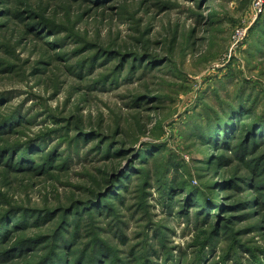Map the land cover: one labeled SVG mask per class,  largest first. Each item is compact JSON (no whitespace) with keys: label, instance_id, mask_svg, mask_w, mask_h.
Masks as SVG:
<instances>
[{"label":"rangeland","instance_id":"1","mask_svg":"<svg viewBox=\"0 0 264 264\" xmlns=\"http://www.w3.org/2000/svg\"><path fill=\"white\" fill-rule=\"evenodd\" d=\"M259 1L0 0V264H264Z\"/></svg>","mask_w":264,"mask_h":264},{"label":"trees","instance_id":"2","mask_svg":"<svg viewBox=\"0 0 264 264\" xmlns=\"http://www.w3.org/2000/svg\"><path fill=\"white\" fill-rule=\"evenodd\" d=\"M243 105H242V103L240 104V107L241 108H243L242 107ZM237 116H238V114H237V111H227V113H226V117H231V120H230V122H229V124H228V122L227 121H224L226 118H223V119H221V120H219L218 121V123H217V127L216 126H214V127H212V129H210V131H213V134L214 135H217V136H214L215 137V139L214 140H211V141H209L210 143H212V144H214L215 142H216V139L218 138V139H221V136L222 135H224L225 134V140L227 141V143H229V141H230V135L231 134H227L228 133V128H230L231 127V125H232V122H233V120H232V118H237ZM260 123H264V121H261ZM253 126V125H252ZM235 127H238L237 126V124H235ZM240 127V126H239ZM238 127V128H239ZM252 128V127H251ZM261 128H264V124H261L260 125V127H259V129H261ZM259 129H256L255 130V133L256 134H259L260 133V131L261 130H259ZM234 131L235 130H233V135H234ZM253 131V130H252ZM249 132V135L251 136L252 135V137H253V132H250V131H248ZM232 133V132H231ZM263 139H264V137H263ZM227 146H229V144L227 145ZM93 209H96L95 207L93 208ZM50 217H51V215H45L44 216V218H40V217H37L36 218V225H37V222L38 221H41V223L42 222H45V221H50ZM12 219H13V222L12 223H16V219H17V216L15 215V214H13V216H12ZM6 222H5V224H3L2 225V227H5L6 226ZM74 224H76V226L78 225V222H76L75 221V223ZM74 224H72L73 226H74ZM79 229V228H78ZM75 230V231H73L72 232V234H71V237L73 238V240H74V238H76V239H78L79 238V230ZM7 230H9V229H7ZM34 237H31V238H26L25 240H23L21 243H20V248L18 249V251L19 250H21V249H23V250H25V251H28V253H34V251L36 250V248L38 247V245H40L41 243H46V241L49 239L48 238V236H43L41 239H44V241H42V242H39V240H36V239H33ZM100 256H104V257H106L107 259L109 258L110 259V257L112 256V252L108 249V247L106 248L105 246H100L99 247V249H98V252H97ZM54 258H51V257H49V258H44V259H42V261L41 262H39L38 264H65V260H64V257H62V256H60L59 254H58V252H55L54 253V256H53ZM82 259H79V260H77V262H75V263H72V264H79V262L81 263V264H94L95 263V261H96V259H94V260H89V262H85L86 261V257H85V255H83L82 257H81ZM91 261V262H90ZM168 262V261H167Z\"/></svg>","mask_w":264,"mask_h":264},{"label":"built area","instance_id":"3","mask_svg":"<svg viewBox=\"0 0 264 264\" xmlns=\"http://www.w3.org/2000/svg\"><path fill=\"white\" fill-rule=\"evenodd\" d=\"M262 3H264V1L260 0L257 6H262Z\"/></svg>","mask_w":264,"mask_h":264}]
</instances>
